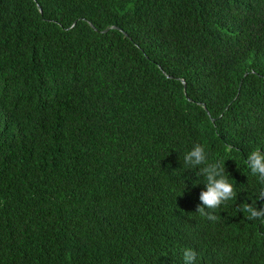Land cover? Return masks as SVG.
I'll list each match as a JSON object with an SVG mask.
<instances>
[{"label":"trees","instance_id":"1","mask_svg":"<svg viewBox=\"0 0 264 264\" xmlns=\"http://www.w3.org/2000/svg\"><path fill=\"white\" fill-rule=\"evenodd\" d=\"M253 151L264 0H0V264H264Z\"/></svg>","mask_w":264,"mask_h":264},{"label":"clouds","instance_id":"2","mask_svg":"<svg viewBox=\"0 0 264 264\" xmlns=\"http://www.w3.org/2000/svg\"><path fill=\"white\" fill-rule=\"evenodd\" d=\"M194 158L195 163H201L205 159L204 148L197 145L194 150L190 151L185 160H190ZM249 159L252 161V168L254 171H259L264 174V156H261L258 151H253ZM220 171H223V167L220 165ZM210 174L208 176V191L202 195V200L204 203L212 208H216L222 202L228 201L234 198V188L233 185L226 179H214L215 166L209 170ZM201 213L203 209L200 210ZM244 211L248 213L247 219L253 220L260 218L264 220V208L256 210L254 207L246 205ZM195 258V253L191 250H185V260L191 261Z\"/></svg>","mask_w":264,"mask_h":264},{"label":"water","instance_id":"3","mask_svg":"<svg viewBox=\"0 0 264 264\" xmlns=\"http://www.w3.org/2000/svg\"><path fill=\"white\" fill-rule=\"evenodd\" d=\"M38 10H39V12L41 13V9L40 8H38ZM91 27L93 28V26L91 25ZM112 29H116L115 27H113ZM107 31H109V29L107 28V29H105V30H103V31H101V33H106ZM183 83L185 84V81H183Z\"/></svg>","mask_w":264,"mask_h":264}]
</instances>
